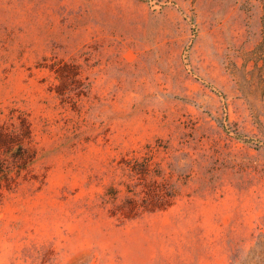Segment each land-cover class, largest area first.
<instances>
[{"label":"rangeland","instance_id":"obj_1","mask_svg":"<svg viewBox=\"0 0 264 264\" xmlns=\"http://www.w3.org/2000/svg\"><path fill=\"white\" fill-rule=\"evenodd\" d=\"M0 264H264V0H0Z\"/></svg>","mask_w":264,"mask_h":264},{"label":"trees","instance_id":"obj_2","mask_svg":"<svg viewBox=\"0 0 264 264\" xmlns=\"http://www.w3.org/2000/svg\"><path fill=\"white\" fill-rule=\"evenodd\" d=\"M25 152H26V150L22 147L21 152H20V155L21 156H24Z\"/></svg>","mask_w":264,"mask_h":264}]
</instances>
